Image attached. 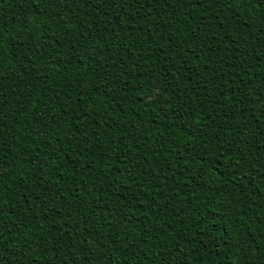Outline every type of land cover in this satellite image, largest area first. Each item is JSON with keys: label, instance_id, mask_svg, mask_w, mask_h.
<instances>
[{"label": "trees", "instance_id": "1", "mask_svg": "<svg viewBox=\"0 0 264 264\" xmlns=\"http://www.w3.org/2000/svg\"><path fill=\"white\" fill-rule=\"evenodd\" d=\"M0 264H264V0H0Z\"/></svg>", "mask_w": 264, "mask_h": 264}]
</instances>
